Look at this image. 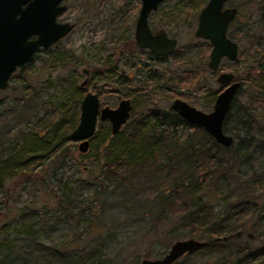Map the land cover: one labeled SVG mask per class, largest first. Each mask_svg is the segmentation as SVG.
Wrapping results in <instances>:
<instances>
[{"label":"rangeland","instance_id":"obj_1","mask_svg":"<svg viewBox=\"0 0 264 264\" xmlns=\"http://www.w3.org/2000/svg\"><path fill=\"white\" fill-rule=\"evenodd\" d=\"M197 1L169 0L151 17L154 31L162 28L166 30L170 38L178 41V51L191 52L192 62H183L182 52L171 56L167 61L154 59L149 83L147 71L138 78L141 80V89L145 87L141 92L144 96L136 99L131 97L135 104L134 117L147 114L149 107L162 113L170 111L176 100H182L206 114L211 113L215 103L209 108L211 96L203 93L202 89L208 87L218 93V96L224 89L216 82L219 74L233 73L235 81L241 83V89L232 104L231 118L226 124L225 133L239 143L241 140H248L246 131H250L254 139L262 142L263 146L264 108L252 110L255 113L250 118V124L242 118L244 110L251 111L250 107L248 110V94L252 92V87L246 79L261 63L264 64V53L259 54L257 60L255 58V49H262V46L256 45V42L252 45L256 39L254 37H257L255 34H264V22L261 21V15L257 16V8L254 7L257 2L239 9L240 15L231 28L234 42L240 47L239 60L233 63L224 59L218 73L214 74L208 67L209 72L204 75L199 73L202 60H199L197 54L201 51L207 55L205 57L209 64L211 49L206 54L208 41L195 37L200 14L195 16L194 11L188 10ZM241 1L243 0H230L228 7L237 8ZM64 4L67 10L61 15L59 22L75 23V30L51 48V51L41 54L36 62L25 69L23 76L16 74L8 89L0 93V111L14 107L18 99L25 98L30 99V102L35 101L34 107L38 112L30 126L22 124L11 127L13 125L7 123L6 127L11 132L8 137L3 138L6 142L4 146L10 148L8 143L11 146H25V141L17 144L15 140L16 133L22 128L24 137L32 138L26 143L28 148L31 149L33 144L45 145L51 149L48 155H36L40 158L35 166L39 167H29L13 178L0 182V242L5 239L9 244L15 243L23 251L20 252L23 257L27 256L30 246L36 248L35 244L41 242L45 245L44 248L59 252L86 250L87 254L92 253L90 258L87 255L88 264H101L100 260L110 264H141L143 260L163 258L176 242L190 239L200 241L181 231L182 238L178 240L171 242V239L164 237L165 244H169V248L165 249L164 240L158 239L174 232L179 224L180 214L184 213L179 203L169 206L171 197L167 191L165 197L157 195L162 188L168 187V183L160 181L159 186L140 191L134 201L118 190L105 191L89 186L90 177L97 175L105 163L103 149L107 143L103 144V139L109 129L111 133L109 122L98 123L96 137L91 140L90 149L85 154L79 151L80 143L71 139L72 131L69 135L61 133L62 138L59 140L54 136L37 139L39 132L33 131H36L34 128L40 123L51 120L55 130L59 122L69 118L74 123L76 120V125H79L81 103L89 92L99 96L102 107L113 109L118 107L123 93L130 95L129 89L122 92L116 90V78L110 84L106 78H94V88L89 86L82 91L79 87L87 78L83 73L85 68L90 69L105 61L117 47L118 52L128 50L123 63L130 66L125 72L131 75L136 70L131 67L139 59L147 61L150 55L136 48L130 49L127 43L133 39L134 29L127 27L124 20L136 18L138 8L142 5L141 0H67ZM244 32H249L248 38H244ZM187 71H192L190 77L186 76ZM188 131L189 128L181 127V138ZM258 151L261 152L260 149L245 152L243 166L235 169V174H231L232 178L215 184L207 192L217 215L224 213L223 207L227 204L236 211L242 209V195L246 192L239 188L240 179L257 181L262 186L261 193H264V157L260 158ZM51 157L53 160L49 164L47 159ZM222 161L227 165L229 157ZM44 163L45 166H40ZM64 192L66 195L71 192L75 194L77 200L73 206L64 203L67 202L66 197H63ZM255 200L258 211L261 209L263 213L264 194ZM162 211H167L169 216L165 221V216L161 217ZM252 225L249 223L246 231H254ZM260 231L264 235V226Z\"/></svg>","mask_w":264,"mask_h":264},{"label":"trees","instance_id":"obj_2","mask_svg":"<svg viewBox=\"0 0 264 264\" xmlns=\"http://www.w3.org/2000/svg\"><path fill=\"white\" fill-rule=\"evenodd\" d=\"M255 2H257L254 6L257 8V16L261 15V21L264 22V0H243L237 8L247 7ZM207 4L208 0H198L196 5L188 7V10L190 12L194 11L195 16H197ZM234 23L228 31V37L233 41L235 38L231 28ZM259 33L258 35L255 34L257 37H254L256 39L252 42V45L256 42V45L262 46V49L259 47L255 49L256 60L259 54L264 53V34ZM248 34L249 32L247 34L244 32V38H248ZM127 43L130 47L134 46L135 48L134 41H128ZM206 44H208V49L205 53L208 54L210 49L212 50V45L209 42H206ZM117 50L116 47L109 58L90 68L92 79L99 78L101 80L106 78L110 84V81L116 78V61L119 56ZM178 52L182 51L177 50L173 55ZM190 53L187 51L182 52L183 59L181 60L188 63L192 62ZM205 56L207 55L201 51L197 54L199 60H202L199 73L204 75L209 72ZM175 60H177L176 57ZM28 67L29 65L16 74L23 76V72ZM192 71H187L186 76L190 77ZM246 81H249L252 87V92L248 94V110L250 107L251 111L244 110L245 113H242V118L250 124L252 123L250 118L255 113L252 110L256 111L260 107L264 108V64L261 63L255 71L250 73ZM82 84L83 82L79 89L84 91L86 88L82 87ZM139 85L142 84L139 83L134 87L129 85L133 87H129L130 95L123 93L124 95L120 99H129L132 96L136 99L144 96V93L141 92L145 87L141 89ZM91 86L94 88L93 84ZM202 91L211 96V107L209 108H212L218 93L211 91L208 87L203 88ZM29 100L25 98L18 99L17 105L0 111V182L4 179L13 178L29 167H39V165L35 166L38 158H40L36 155L51 152V149H48L45 145L34 146L31 144V149L28 148L29 145L26 146V143L32 138L24 137L25 132L22 128L16 133L15 140L17 144L25 141V146H22V144L21 146L19 144L18 146H11L10 143H8L10 148L4 146L6 142L3 138L8 137L11 132L6 127L7 123L12 124L11 127L22 124L30 126V122L37 118L38 112L37 108L34 107L35 101L30 102ZM147 112V114H141L137 117H134L135 112H133L131 120L117 136H112L110 129L108 130L103 139V144L107 143L103 149L105 163H103L97 175L90 177L89 186L105 191L115 189L120 191L123 196L134 201L137 198L136 195H140V191L147 190L152 186H159L160 181L168 183V187L162 188L161 191H159V187L157 195L165 197L168 193V196L171 197L169 206L179 203L181 211H184V213L180 214L179 224L173 230L174 232L165 234V236L162 235L158 239L164 240L163 246L165 245L164 247L167 249L169 244H165V239L168 237L171 242L178 240L182 238L181 231H184L188 237H197L202 242L201 247L187 254L175 264H264V235L260 231L264 226V212L262 213L261 209L258 211L255 200L264 194L261 193L262 186L258 185L257 181L238 180L239 188L246 192L242 195L243 199L240 204L242 209L236 211L227 204L224 205L225 208L223 207L224 213L221 212L219 215L216 214L211 197L207 194L211 187L232 178L235 169L243 166L245 152L250 153L252 150L257 151L260 149L261 152L258 151L260 153L259 157L263 158L264 145L262 146V142L254 139L250 131H246L248 140H241L238 143L237 139H234L232 147L223 148L203 129L189 126L172 110L162 113L158 109L149 107ZM247 114H249V117H247ZM230 118L231 112H229L224 123V132H227L226 124ZM71 121L69 118H64L53 130V122L49 120L47 123H40L37 128H34L36 131L33 132H39L37 139L40 140L51 136L59 140L62 138L61 133L66 132L69 135L71 131L73 132L77 128L76 120L75 123ZM181 127L189 128L183 138L179 134ZM225 157H229L227 165L222 161ZM52 160V157L48 158L47 162L50 164ZM40 166H45V163ZM74 195L72 192L65 194L63 197H66L67 202L64 203L73 206L77 200ZM166 212L162 211L161 215V217L165 216L164 221L169 217ZM249 223L253 224L252 229L254 231H246ZM35 246L36 248L30 246L31 249H27V256L23 257L20 253L23 251L19 250L20 247L17 248L15 243L9 244L5 239L1 240L0 264H88L87 255L89 258L92 256V253L87 254L86 250L79 251V249H76L75 253L48 250L44 248L45 245L41 242L36 243ZM100 263L110 264L101 260Z\"/></svg>","mask_w":264,"mask_h":264},{"label":"water","instance_id":"obj_3","mask_svg":"<svg viewBox=\"0 0 264 264\" xmlns=\"http://www.w3.org/2000/svg\"><path fill=\"white\" fill-rule=\"evenodd\" d=\"M67 0H0V93L8 89L16 72L33 64L43 51L57 45L74 30V25L59 23L58 18L67 10ZM169 0H141V10L136 26V43L140 49L150 50L156 57H168L178 42L161 31L151 33L149 16ZM229 0H209L198 18L195 37L212 45L209 69L219 72L224 59L239 60L240 47L228 37L231 24L239 15L238 8H225ZM84 73L88 74L87 71ZM217 84L224 88L218 95L213 111L204 113L176 100L171 106L186 123L203 129L223 148H230L234 138L224 132V123L232 104L241 89L233 73H220ZM87 81L82 87L87 85ZM133 105L122 100L117 108L102 107L97 94L88 93L81 103L80 122L71 139L79 142L83 154L90 149L99 122L111 124L112 136H117L131 120ZM2 215L0 214V223ZM202 246V242L190 239L173 244L161 259L143 260L141 264H175L184 256Z\"/></svg>","mask_w":264,"mask_h":264},{"label":"flooded vegetation","instance_id":"obj_4","mask_svg":"<svg viewBox=\"0 0 264 264\" xmlns=\"http://www.w3.org/2000/svg\"><path fill=\"white\" fill-rule=\"evenodd\" d=\"M228 3H229V1H228ZM228 3L226 4V6H225V8H235V7H228ZM162 6V5H161ZM139 9V13H138V15L136 16V18L135 19H130V20H124V22L126 23V26L127 27H133V31H134V33H133V35H132V37H133V39L131 40V41H134L135 42V48H136V50H140V51H142V52H146V53H149L150 55L147 57V61H142V60H138V63H135L136 65H133L131 68L132 69H136L135 70V73H132L131 75H128L126 72H125V70L126 69H128V67H130V66H127V65H125L123 62H124V59L126 58V55H127V52H128V50H120V52H118V54H119V56H118V58H117V61H116V66H117V74H116V90H118V91H120V92H122V91H124V90H126V89H129V87H131V86H136V85H138L139 83H141L140 81L141 80H138V78H140V77H142V75L145 73V71H147V83H149V81L151 80L150 78H152L149 74L150 73H152L153 71L151 70V72H150V69L153 67L152 66V64H153V62H154V59H156V60H158V61H167L172 55H170V56H168V57H156L150 50H145V49H140V48H138L137 47V43H136V26H137V21H138V18H139V15H140V10H141V7L140 8H138ZM137 9V10H138ZM159 9H160V7H159ZM159 9H158V11H159ZM158 11H156V12H153V13H151V15L149 16V27H150V30H151V33L153 34V35H156V34H158L159 32H161V31H164L167 35H168V37L170 38V36H169V34L167 33V31L166 30H163V28L162 29H159L158 31H154V29H153V27H152V21H151V17L155 14V13H157ZM66 12V11H65ZM64 12V13H65ZM63 13V14H64ZM62 14V15H63ZM61 17V16H60ZM59 17V18H60ZM59 18H58V22H59ZM235 22V21H234ZM233 22V23H234ZM60 23V22H59ZM232 23V24H233ZM70 24V23H69ZM72 24V23H71ZM231 24V25H232ZM72 25H74L75 27H74V30H75V28H76V24L75 23H73ZM231 27V26H230ZM229 27V28H230ZM73 30V31H74ZM72 31V32H73ZM172 39V38H171ZM176 40V39H175ZM130 41V40H129ZM130 41V42H131ZM128 42V41H127ZM178 42V41H177ZM56 46V45H55ZM129 46V48L130 49H133L134 48V46H131V47H133V48H131L130 47V45H128ZM54 47V46H53ZM52 47V48H53ZM177 48H178V45H177ZM177 48H176V50H177ZM51 49V48H50ZM47 50V51H43L41 54H43L44 52H48V51H51V50ZM212 51V50H211ZM41 54H39L38 56H37V58H36V61H37V59L39 58V56L41 55ZM142 54V53H141ZM210 55H211V53H210ZM142 56V55H141ZM35 61V62H36ZM208 67H209V64H208ZM119 69V70H118ZM137 70H139V72L137 73ZM84 71H87L88 72V74H86V73H84V75H86L87 76V78L83 81V83L85 82V81H87L88 83H87V85L84 87V88H89V86H91L93 83H92V81H93V79H92V72H91V69H88V68H85L84 69ZM211 71V70H210ZM213 73H215V72H213ZM218 73V72H217ZM150 79V80H149ZM139 82V83H138ZM129 85H131V86H129ZM133 87H131V88H133ZM133 90V89H132ZM224 90V89H223ZM89 93H91V92H89ZM88 94V93H87ZM122 100H130L131 102H132V105H133V112H134V109H135V105H134V102L132 101V99L131 98H129V99H120V102L122 101ZM101 102V101H100ZM119 102V103H120ZM102 105V104H101ZM133 112H132V114H133ZM111 125V124H110Z\"/></svg>","mask_w":264,"mask_h":264}]
</instances>
